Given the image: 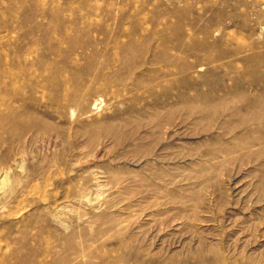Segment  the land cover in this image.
Instances as JSON below:
<instances>
[{"label":"rangeland","instance_id":"374dc122","mask_svg":"<svg viewBox=\"0 0 264 264\" xmlns=\"http://www.w3.org/2000/svg\"><path fill=\"white\" fill-rule=\"evenodd\" d=\"M262 92L264 0H0V264H264Z\"/></svg>","mask_w":264,"mask_h":264},{"label":"bare ground","instance_id":"6f19581e","mask_svg":"<svg viewBox=\"0 0 264 264\" xmlns=\"http://www.w3.org/2000/svg\"><path fill=\"white\" fill-rule=\"evenodd\" d=\"M255 58V57H254ZM260 58V57H259ZM260 60H262V59H260ZM257 61H259V60H257ZM262 93H264V92H262ZM91 108H96L97 107V105H98V102H97V100L96 99H94V100H92V102H91Z\"/></svg>","mask_w":264,"mask_h":264}]
</instances>
